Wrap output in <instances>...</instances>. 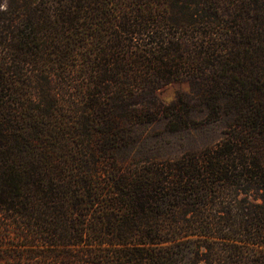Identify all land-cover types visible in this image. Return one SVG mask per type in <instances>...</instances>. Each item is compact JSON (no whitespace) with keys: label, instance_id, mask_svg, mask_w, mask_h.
Masks as SVG:
<instances>
[{"label":"trees","instance_id":"trees-1","mask_svg":"<svg viewBox=\"0 0 264 264\" xmlns=\"http://www.w3.org/2000/svg\"><path fill=\"white\" fill-rule=\"evenodd\" d=\"M0 264H264V0H0Z\"/></svg>","mask_w":264,"mask_h":264},{"label":"rangeland","instance_id":"rangeland-1","mask_svg":"<svg viewBox=\"0 0 264 264\" xmlns=\"http://www.w3.org/2000/svg\"><path fill=\"white\" fill-rule=\"evenodd\" d=\"M179 90L190 92V83L187 81L172 83L159 94V98L163 103L170 104L176 99ZM195 117L189 125H183L182 129L177 131L171 129L173 125L169 123L167 117L133 128L136 130L137 139L141 143H147L146 148L162 146L161 152L165 156L176 157L190 149H201L216 144L224 140L234 126H241L236 124V116L227 111L221 118H217L216 115L207 116L201 112ZM242 196L240 194V197Z\"/></svg>","mask_w":264,"mask_h":264}]
</instances>
